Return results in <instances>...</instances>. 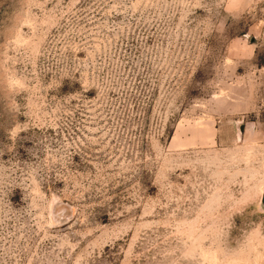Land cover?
<instances>
[{"label":"rangeland","instance_id":"rangeland-1","mask_svg":"<svg viewBox=\"0 0 264 264\" xmlns=\"http://www.w3.org/2000/svg\"><path fill=\"white\" fill-rule=\"evenodd\" d=\"M264 0H0V264H264Z\"/></svg>","mask_w":264,"mask_h":264},{"label":"water","instance_id":"water-1","mask_svg":"<svg viewBox=\"0 0 264 264\" xmlns=\"http://www.w3.org/2000/svg\"><path fill=\"white\" fill-rule=\"evenodd\" d=\"M262 203H263V205H264V196H263V199H262Z\"/></svg>","mask_w":264,"mask_h":264}]
</instances>
